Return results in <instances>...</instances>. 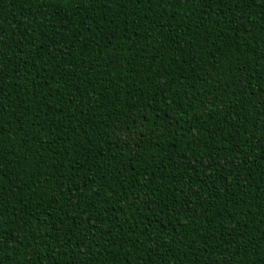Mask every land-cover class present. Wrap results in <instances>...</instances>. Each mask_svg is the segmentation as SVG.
Masks as SVG:
<instances>
[{"label":"trees","instance_id":"trees-1","mask_svg":"<svg viewBox=\"0 0 264 264\" xmlns=\"http://www.w3.org/2000/svg\"><path fill=\"white\" fill-rule=\"evenodd\" d=\"M0 264H264V0H0Z\"/></svg>","mask_w":264,"mask_h":264}]
</instances>
